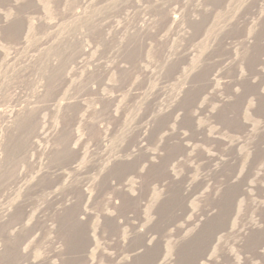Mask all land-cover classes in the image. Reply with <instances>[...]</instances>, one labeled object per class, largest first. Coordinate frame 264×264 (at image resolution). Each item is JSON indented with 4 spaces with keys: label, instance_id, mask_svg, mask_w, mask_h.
I'll list each match as a JSON object with an SVG mask.
<instances>
[{
    "label": "rangeland",
    "instance_id": "1",
    "mask_svg": "<svg viewBox=\"0 0 264 264\" xmlns=\"http://www.w3.org/2000/svg\"><path fill=\"white\" fill-rule=\"evenodd\" d=\"M0 264H264V0H0Z\"/></svg>",
    "mask_w": 264,
    "mask_h": 264
},
{
    "label": "bare ground",
    "instance_id": "2",
    "mask_svg": "<svg viewBox=\"0 0 264 264\" xmlns=\"http://www.w3.org/2000/svg\"><path fill=\"white\" fill-rule=\"evenodd\" d=\"M78 250V249H77Z\"/></svg>",
    "mask_w": 264,
    "mask_h": 264
}]
</instances>
